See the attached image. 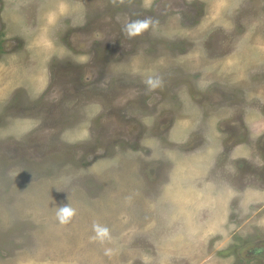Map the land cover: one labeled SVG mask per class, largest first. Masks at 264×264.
I'll return each mask as SVG.
<instances>
[{
	"label": "rangeland",
	"instance_id": "1",
	"mask_svg": "<svg viewBox=\"0 0 264 264\" xmlns=\"http://www.w3.org/2000/svg\"><path fill=\"white\" fill-rule=\"evenodd\" d=\"M260 60L264 0H0V264H264Z\"/></svg>",
	"mask_w": 264,
	"mask_h": 264
},
{
	"label": "clouds",
	"instance_id": "2",
	"mask_svg": "<svg viewBox=\"0 0 264 264\" xmlns=\"http://www.w3.org/2000/svg\"><path fill=\"white\" fill-rule=\"evenodd\" d=\"M149 26V21L144 20L137 22L131 26H128L126 28V32L129 36L139 34L143 29H146ZM151 83V81H150ZM155 83H159V79L155 81ZM75 213V209L72 208L68 203L57 206L56 209V218L59 223L65 224L70 221L72 216ZM96 239H100L101 241L104 240L105 238H108V230L106 228H96ZM111 250L110 249H105V254H110Z\"/></svg>",
	"mask_w": 264,
	"mask_h": 264
},
{
	"label": "crops",
	"instance_id": "3",
	"mask_svg": "<svg viewBox=\"0 0 264 264\" xmlns=\"http://www.w3.org/2000/svg\"><path fill=\"white\" fill-rule=\"evenodd\" d=\"M261 61V60H260ZM255 64H258V65H256V66H254L253 68H258L259 67V71H260V78L263 80L264 79V61H261V62H257V63H255ZM261 88H262V91H263V93H264V82L262 83V86H261ZM264 117V116H263ZM263 120H264V118H262ZM261 119V120H262ZM244 136V134L242 133V130H241V136ZM244 138H245V136L243 137V140L241 141V142H244ZM262 138H264V134L262 135V136H260V139L262 140ZM251 140H254L253 138L252 139H250V141ZM236 154V153H235Z\"/></svg>",
	"mask_w": 264,
	"mask_h": 264
},
{
	"label": "flooded vegetation",
	"instance_id": "4",
	"mask_svg": "<svg viewBox=\"0 0 264 264\" xmlns=\"http://www.w3.org/2000/svg\"><path fill=\"white\" fill-rule=\"evenodd\" d=\"M117 46H118V45L116 44V47L111 48V47H112V45H111L110 48H111V50H115V49L117 48Z\"/></svg>",
	"mask_w": 264,
	"mask_h": 264
}]
</instances>
